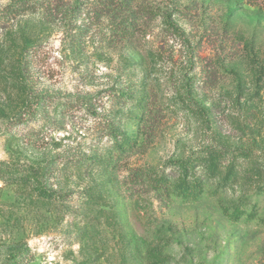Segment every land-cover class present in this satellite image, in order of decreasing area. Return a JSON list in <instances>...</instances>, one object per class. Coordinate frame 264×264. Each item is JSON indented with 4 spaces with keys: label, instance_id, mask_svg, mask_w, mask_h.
Returning a JSON list of instances; mask_svg holds the SVG:
<instances>
[{
    "label": "rangeland",
    "instance_id": "374dc122",
    "mask_svg": "<svg viewBox=\"0 0 264 264\" xmlns=\"http://www.w3.org/2000/svg\"><path fill=\"white\" fill-rule=\"evenodd\" d=\"M54 1L0 20V264H264V0Z\"/></svg>",
    "mask_w": 264,
    "mask_h": 264
},
{
    "label": "trees",
    "instance_id": "16d2710c",
    "mask_svg": "<svg viewBox=\"0 0 264 264\" xmlns=\"http://www.w3.org/2000/svg\"><path fill=\"white\" fill-rule=\"evenodd\" d=\"M106 0L101 1L93 6V10L96 14L103 15L109 14L111 16L120 15V21L118 26H114L111 28L112 31L110 32L111 36L113 35H120V37L127 38L132 36L134 30L136 29L135 22L137 18H135V10H132L131 1L130 0ZM45 5L48 7V14H53L55 11H60L59 4L57 1L54 0H12V2L6 4L3 9L0 11V20H8L13 18L17 15L23 14L25 12H33L37 10L38 7L41 5ZM125 12L128 15H125ZM125 15V16H123ZM135 15V16H134ZM127 17V18H126ZM127 21V23H125ZM165 23L167 28L174 34L180 35L181 32L178 26L170 19V14L167 15L165 18ZM110 36V37H111ZM119 37V38H120ZM110 39V38H109ZM73 43L77 46L79 41L76 39ZM121 93V92H120ZM39 100V99H35ZM40 101H43L41 99ZM85 100L80 99L76 96H67L65 100L66 105H73L75 103H83ZM31 105V106H30ZM27 107L28 111H31L32 104L26 103L24 105ZM115 155H112V157ZM118 157V156H115ZM235 163L237 159H234ZM198 163L197 160H181L177 164V168L184 170L186 172L183 181L181 182L182 185H177L172 182H169L163 176H158V173L154 172L156 175L154 177L147 175L145 170L140 168L131 169V173L128 174L129 181L131 183L137 181H145V186L150 188L152 191L155 192L156 197L161 201L164 202H171V197H178L182 199H189L190 197H198L201 194L200 183L194 180H188L189 176L187 171H189L190 166L192 163ZM239 167V166H238ZM237 169V168H236ZM239 171V168L238 170ZM262 191H264V184L261 186ZM49 198L53 199H62L64 197V193H55V192H48ZM262 220H264L262 218Z\"/></svg>",
    "mask_w": 264,
    "mask_h": 264
}]
</instances>
